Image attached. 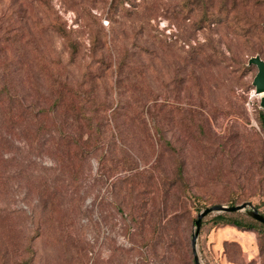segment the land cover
<instances>
[{
  "label": "rangeland",
  "instance_id": "obj_1",
  "mask_svg": "<svg viewBox=\"0 0 264 264\" xmlns=\"http://www.w3.org/2000/svg\"><path fill=\"white\" fill-rule=\"evenodd\" d=\"M256 55L264 0H0V264H196L200 210L264 212ZM215 214L199 261L264 264Z\"/></svg>",
  "mask_w": 264,
  "mask_h": 264
},
{
  "label": "water",
  "instance_id": "obj_2",
  "mask_svg": "<svg viewBox=\"0 0 264 264\" xmlns=\"http://www.w3.org/2000/svg\"><path fill=\"white\" fill-rule=\"evenodd\" d=\"M248 63L255 64L257 66V72L253 78V85L255 86L256 93L263 92L264 91V59L260 58L258 55L251 56L248 59ZM259 106L264 110V95L260 96ZM241 210H245L250 217L264 224V215L261 214L251 202H242L234 205L212 204L210 206L203 208L198 212L195 220V231L191 237L192 252L196 264H202L198 259L196 253V247H195L202 218L209 213L234 212Z\"/></svg>",
  "mask_w": 264,
  "mask_h": 264
},
{
  "label": "trees",
  "instance_id": "obj_3",
  "mask_svg": "<svg viewBox=\"0 0 264 264\" xmlns=\"http://www.w3.org/2000/svg\"><path fill=\"white\" fill-rule=\"evenodd\" d=\"M16 106L19 108V106H22V105H21V103H17ZM257 106L260 107L258 104H257ZM18 108H17V110L19 111ZM259 125L262 127L264 126V112H263L261 119L259 121ZM238 134H239V136H238ZM251 135L252 134L248 135L246 133L242 134L240 132H237L235 130L232 131L230 129V130H228V133H226L224 136V143H225L226 147H223V148L235 150L236 148L242 147L241 145H242V142L244 141L245 145L243 146V148L245 150L248 149L249 151L253 152V149H251L248 145H246V139H245L248 136L251 137ZM231 205H234V204H231ZM254 207L258 210V205L255 204ZM234 212H236V211H234ZM234 212H220V213L213 215V223L223 224V225L228 224V225L234 226L238 229H256L257 226L264 227L263 223L258 222L257 220L250 217L246 211L244 213H242L241 218H237V217L232 216V213H234ZM260 213L264 215V212H260ZM203 218H202V220H203ZM201 224H202V221H201Z\"/></svg>",
  "mask_w": 264,
  "mask_h": 264
},
{
  "label": "bare ground",
  "instance_id": "obj_4",
  "mask_svg": "<svg viewBox=\"0 0 264 264\" xmlns=\"http://www.w3.org/2000/svg\"><path fill=\"white\" fill-rule=\"evenodd\" d=\"M264 95V91L260 93V96Z\"/></svg>",
  "mask_w": 264,
  "mask_h": 264
}]
</instances>
